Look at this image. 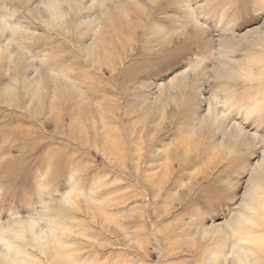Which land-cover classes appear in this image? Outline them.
<instances>
[{"label":"rangeland","instance_id":"374dc122","mask_svg":"<svg viewBox=\"0 0 264 264\" xmlns=\"http://www.w3.org/2000/svg\"><path fill=\"white\" fill-rule=\"evenodd\" d=\"M0 264H264V0H0Z\"/></svg>","mask_w":264,"mask_h":264}]
</instances>
